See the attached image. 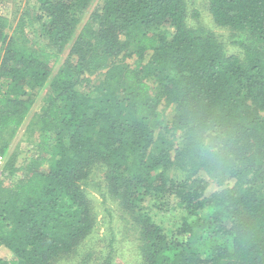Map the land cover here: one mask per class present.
<instances>
[{
  "label": "trees",
  "instance_id": "obj_1",
  "mask_svg": "<svg viewBox=\"0 0 264 264\" xmlns=\"http://www.w3.org/2000/svg\"><path fill=\"white\" fill-rule=\"evenodd\" d=\"M93 1L35 0L11 34L0 12L3 153L32 91L50 90L27 129L34 147L7 157L0 178V247L12 252L0 264H58L82 247L83 264H111L113 227L88 246L89 188L120 206L142 264H264V0H207L238 54L189 25L185 0H100L77 31ZM209 132L216 169L198 147ZM210 180L222 187L206 195ZM177 207L175 229L157 219Z\"/></svg>",
  "mask_w": 264,
  "mask_h": 264
},
{
  "label": "rangeland",
  "instance_id": "obj_2",
  "mask_svg": "<svg viewBox=\"0 0 264 264\" xmlns=\"http://www.w3.org/2000/svg\"><path fill=\"white\" fill-rule=\"evenodd\" d=\"M187 4V14H188V22L191 27H206L209 30H211L214 35L217 37V39L224 43L225 46L228 49V53L230 54H238L241 50L240 48L233 44L230 39V30L225 27L218 26L212 19L211 13L208 10V1L207 0H185ZM19 2V1H18ZM35 2V0H22L20 1V9L23 7H28L29 5L30 10L32 13H37L35 9L32 10V5ZM100 0H94L92 2V5L87 8V10L84 13V17L82 18L79 27L77 28V31L80 30L82 25L86 22V20L90 17L91 12L95 9L96 5H98ZM19 8H17V4L15 0H0V12L4 16L10 20V24L12 27H8L7 31L11 34L14 31V27L17 24L22 12ZM198 12V16H194V12ZM172 28L168 27L169 36L172 33ZM30 32V31H29ZM36 36V35H35ZM32 39L34 41L33 45L36 44L35 42H40V45H44L46 40L42 37L36 36L34 38L32 34ZM38 45V44H36ZM39 46V45H38ZM68 48H65L61 52H58L56 50L55 56L53 59V62H51V65L53 66V72H55L56 68L63 63L65 57L68 54ZM127 62L131 63L132 65H137L138 60L135 56H131L126 59ZM93 79L96 77L94 75L91 76ZM85 88V85L82 86ZM49 88H43V89H36L32 91V97H33V103L32 107L25 118L22 125L18 128L15 135L9 140V144L3 151L6 157H9L13 152H23L25 150H29V148H33L34 144L31 139L28 137V127L35 122L37 115L40 114L41 109L43 105L45 104V99L49 95ZM160 109L163 112V116L166 120H171L173 115L175 114V108L174 105L168 106L164 105V102L160 105ZM2 148V145L0 143V150ZM3 149V148H2ZM22 162V161H21ZM21 166V165H20ZM26 171L28 172L27 167ZM48 165L43 166V170H47ZM180 174V172H176V175ZM204 174V173H202ZM233 181H230V184H232ZM222 186L218 184L217 181L210 180L209 186L206 191V195H209L213 192L218 191ZM89 192V196L91 201L93 202L94 207V214L96 215V221L94 226V232L90 235V238L88 239V246L96 244L98 242V251L102 248L103 242L105 239L110 237V229L113 227L114 232L116 233V241H115V247H116V254L114 258L112 259L111 264H142V261H140V257L138 255V252L136 250V242L134 240V236L128 234V232L124 229L126 226L124 215H122V211L119 209V205L116 204V201H113L114 199H109L107 203H103V198L94 188L87 189ZM112 209L111 213L113 216H110V213L107 212L106 209ZM185 215L183 210L179 207H177L175 210L163 214L157 218L158 220L162 221L167 228H174L176 224L181 222V218ZM126 217L129 219V215L127 214ZM129 226V224H128ZM129 232H134L133 228L127 229ZM179 237V235H178ZM182 237V236H180ZM101 247V248H100ZM81 250H84V247L80 249V251H76L72 253L69 257H64L62 259V262H59L58 264H83L81 257H83V252ZM0 255L5 258H9L12 256V252L4 247H0ZM97 255V254H95ZM96 257L93 256V259ZM102 261H99L98 259L93 261H88V264H101Z\"/></svg>",
  "mask_w": 264,
  "mask_h": 264
},
{
  "label": "clouds",
  "instance_id": "obj_3",
  "mask_svg": "<svg viewBox=\"0 0 264 264\" xmlns=\"http://www.w3.org/2000/svg\"><path fill=\"white\" fill-rule=\"evenodd\" d=\"M202 157L211 169L219 168L224 163L221 146L214 140L212 133H205L198 145Z\"/></svg>",
  "mask_w": 264,
  "mask_h": 264
},
{
  "label": "built area",
  "instance_id": "obj_4",
  "mask_svg": "<svg viewBox=\"0 0 264 264\" xmlns=\"http://www.w3.org/2000/svg\"><path fill=\"white\" fill-rule=\"evenodd\" d=\"M6 155L0 150V178L2 177L3 170L6 164Z\"/></svg>",
  "mask_w": 264,
  "mask_h": 264
}]
</instances>
